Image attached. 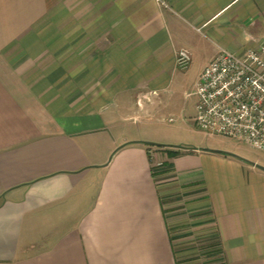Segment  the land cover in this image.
Here are the masks:
<instances>
[{
  "label": "crops",
  "instance_id": "0c3cea01",
  "mask_svg": "<svg viewBox=\"0 0 264 264\" xmlns=\"http://www.w3.org/2000/svg\"><path fill=\"white\" fill-rule=\"evenodd\" d=\"M260 40L264 0H0V264H182L195 227L202 264H264V173L140 130L179 49L195 84Z\"/></svg>",
  "mask_w": 264,
  "mask_h": 264
},
{
  "label": "built area",
  "instance_id": "2783aa9c",
  "mask_svg": "<svg viewBox=\"0 0 264 264\" xmlns=\"http://www.w3.org/2000/svg\"><path fill=\"white\" fill-rule=\"evenodd\" d=\"M174 61L177 68L185 69L189 52L179 49ZM192 93L194 123L200 130L264 150V40L242 54L220 48L200 71ZM149 157L152 170L163 165L154 150H149Z\"/></svg>",
  "mask_w": 264,
  "mask_h": 264
},
{
  "label": "rangeland",
  "instance_id": "374dc122",
  "mask_svg": "<svg viewBox=\"0 0 264 264\" xmlns=\"http://www.w3.org/2000/svg\"><path fill=\"white\" fill-rule=\"evenodd\" d=\"M196 68L184 70L177 68L169 85V89L162 93V101L158 107L152 109L141 125V132L151 138L146 141L165 144L167 148H197L207 155L211 164L227 167L228 160L254 166L264 173V150L256 149L242 140L223 135H209L200 130L194 123L195 95L187 94L194 90ZM137 132L136 127H132ZM225 160V161H224ZM261 167V168H260ZM174 192V191H173ZM177 192L170 193L169 201L179 197ZM186 197V196H185ZM205 198H199L198 200ZM207 199V198H206ZM201 227L192 228L180 233L183 237L178 241V247L186 251L188 248H196L188 252L189 257L184 258V264H202L207 256L200 257L205 251H198L200 246H205L206 238L211 237L210 232L200 230ZM208 234V235H207ZM207 236V237H206ZM209 244V243H208ZM214 249V248H212ZM208 252H211L208 251ZM198 253V254H197ZM182 263V264H183Z\"/></svg>",
  "mask_w": 264,
  "mask_h": 264
},
{
  "label": "trees",
  "instance_id": "16d2710c",
  "mask_svg": "<svg viewBox=\"0 0 264 264\" xmlns=\"http://www.w3.org/2000/svg\"><path fill=\"white\" fill-rule=\"evenodd\" d=\"M147 146H158V147H162V146H166L165 144H160V143H154V142H146ZM179 152V149H168L167 150V153L168 154H175V153H178ZM210 238V237H209Z\"/></svg>",
  "mask_w": 264,
  "mask_h": 264
},
{
  "label": "water",
  "instance_id": "95a60500",
  "mask_svg": "<svg viewBox=\"0 0 264 264\" xmlns=\"http://www.w3.org/2000/svg\"><path fill=\"white\" fill-rule=\"evenodd\" d=\"M253 165H254V163H252ZM261 168V167H260ZM261 169H263L264 170V168H261Z\"/></svg>",
  "mask_w": 264,
  "mask_h": 264
}]
</instances>
